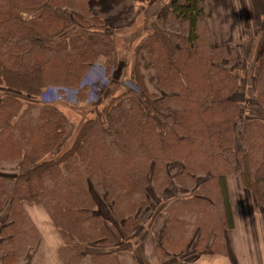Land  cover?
<instances>
[{
    "label": "trees",
    "instance_id": "1",
    "mask_svg": "<svg viewBox=\"0 0 264 264\" xmlns=\"http://www.w3.org/2000/svg\"><path fill=\"white\" fill-rule=\"evenodd\" d=\"M92 1L0 0V164L19 163L16 174L0 173L2 264H20L39 244L29 205L43 207L60 232L63 264H118L143 209L173 179L182 192L162 203L159 253L210 246L226 255L225 232L235 225L228 177L239 175L264 208V116L241 127L236 49L211 43L203 0H172L162 26L138 45L128 84L76 126L43 95L66 87L86 105L95 68L118 70V33ZM253 88V107L264 111V47Z\"/></svg>",
    "mask_w": 264,
    "mask_h": 264
},
{
    "label": "crops",
    "instance_id": "2",
    "mask_svg": "<svg viewBox=\"0 0 264 264\" xmlns=\"http://www.w3.org/2000/svg\"><path fill=\"white\" fill-rule=\"evenodd\" d=\"M171 2L172 0H93L91 10L118 36L131 35L137 22L145 24L144 30H148L156 18L163 22L164 13ZM203 6L211 43L214 46L234 47L239 62L241 59L244 64L250 60L253 62L254 53L262 45L256 47L253 42L250 49V43L246 39L264 37V25L261 26V23L264 24V0H203ZM249 52L251 58L245 56ZM143 58L149 61L146 56ZM143 61L142 65H145ZM147 65H151L150 61ZM180 170L181 165L172 167L171 175L175 176ZM228 185L235 225L225 232L228 250L226 255L214 253L210 246L202 252H196L193 246H189L180 255L159 253V237L167 221L166 214L161 210L162 203L182 192V186L173 179L162 196L154 194L151 206L143 209V223L129 236V244L126 245L128 248L117 251L118 264H264V208L253 192L244 187L239 175L229 176ZM34 206H27L26 209L41 238L39 244L30 250L20 264H63L59 257V249L64 245L63 238L47 211L41 206ZM150 212L152 223L146 225ZM2 260L3 253L0 252V264Z\"/></svg>",
    "mask_w": 264,
    "mask_h": 264
},
{
    "label": "rangeland",
    "instance_id": "3",
    "mask_svg": "<svg viewBox=\"0 0 264 264\" xmlns=\"http://www.w3.org/2000/svg\"><path fill=\"white\" fill-rule=\"evenodd\" d=\"M162 24L163 22L159 21L156 18L153 21V23H151V27L148 30L146 29L144 30V28L146 27L145 24H143V22L142 23L137 22L134 29L132 30L133 32H130L131 35L121 34V36H116L117 46L119 48L118 49L119 57L121 60L119 68L114 72V74L111 73L106 76L104 75V70L100 72L98 70L99 68L98 69L95 68L94 72L91 75V77L93 78H91L90 81L92 83V90H93L91 94V99L88 103L90 105L88 104L82 105L79 102L78 98H76L75 96L74 93L75 90L72 91V89L68 91V94H66L65 96L62 95L60 92L62 91V89L58 91L59 94H57L56 90L54 89H53V93H51L50 90L48 91L45 90L47 94L45 95L46 92L44 91L43 99L47 102H58L60 108L67 114V116L71 119V121H73V124L75 123L76 126H80L86 117L91 116V114L93 113L94 109L98 106L100 101L107 100L118 89V87H120L121 85L128 84L129 78L131 77L132 74L131 71L133 66L132 65L133 60L135 59L134 57L135 51L138 48V45L145 38L146 35L144 34L150 30H153L154 28H160ZM263 25L264 24L261 23V26ZM246 40L248 41V43H250V49H252L251 45L253 42H255L256 47L259 45H262V47L260 46L261 49L257 51L258 53L257 52L254 53L253 62L250 60V62L244 64V62H242L243 59L240 58L242 61L239 62L238 60L239 63H237L235 68V72L239 76L241 83L239 90L234 96L235 99H237L242 105V115L240 118L241 127L245 125L247 119L254 117V115H258L261 117L264 116V111H262L258 107L255 108L253 107V105L256 104L255 102L256 97L253 88V70L258 55L260 54L262 48L264 47V37L259 39L248 38ZM250 53L251 52H249V54L245 56L251 58L252 55ZM143 57L145 56L142 54L141 63L144 60ZM148 62L145 61V65H142V68L144 69L145 80L147 82L149 90L155 91L157 90V84H156L157 80L153 68L151 67V65H147ZM100 78H102V80L99 83L95 82V80ZM71 142H72V138L69 139L67 143H71ZM18 165L19 163L17 161H5L0 164V173L14 175L18 171ZM161 194H163V192ZM33 207L35 206L29 205L28 208H33ZM111 214L112 212L108 207V209L105 210L104 215L106 217H110ZM147 217L148 219L146 225H149L150 223H152L150 221V218H152L151 212L148 213ZM4 218H5V214H2L0 219H4Z\"/></svg>",
    "mask_w": 264,
    "mask_h": 264
},
{
    "label": "built area",
    "instance_id": "4",
    "mask_svg": "<svg viewBox=\"0 0 264 264\" xmlns=\"http://www.w3.org/2000/svg\"><path fill=\"white\" fill-rule=\"evenodd\" d=\"M61 89H62L61 94L64 95V96H65L66 94H68V91L71 90V89H69V88H61ZM65 89H68V90H65ZM54 90H55V89H54ZM50 91H51V93H53V89H50ZM57 91H59V90L57 89ZM57 91H56V93L58 94ZM72 91H73V90H72ZM75 92H76V91H75ZM75 92H74V93H75ZM46 94H47V93H46ZM46 94H45V95H46Z\"/></svg>",
    "mask_w": 264,
    "mask_h": 264
}]
</instances>
